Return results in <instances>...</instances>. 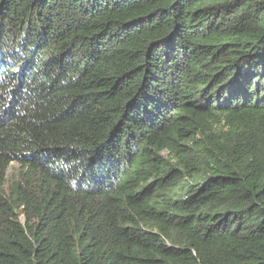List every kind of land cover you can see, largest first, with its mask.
Instances as JSON below:
<instances>
[{
	"label": "trees",
	"instance_id": "1",
	"mask_svg": "<svg viewBox=\"0 0 264 264\" xmlns=\"http://www.w3.org/2000/svg\"><path fill=\"white\" fill-rule=\"evenodd\" d=\"M0 264H264V0H0Z\"/></svg>",
	"mask_w": 264,
	"mask_h": 264
},
{
	"label": "rangeland",
	"instance_id": "2",
	"mask_svg": "<svg viewBox=\"0 0 264 264\" xmlns=\"http://www.w3.org/2000/svg\"><path fill=\"white\" fill-rule=\"evenodd\" d=\"M17 172H18V164L17 163H12L11 164V167L9 168V171H8V174H9V177L13 178L17 175Z\"/></svg>",
	"mask_w": 264,
	"mask_h": 264
}]
</instances>
